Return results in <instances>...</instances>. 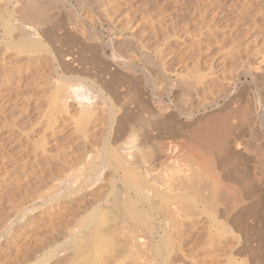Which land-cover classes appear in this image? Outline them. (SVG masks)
Instances as JSON below:
<instances>
[{
	"label": "rangeland",
	"instance_id": "rangeland-1",
	"mask_svg": "<svg viewBox=\"0 0 264 264\" xmlns=\"http://www.w3.org/2000/svg\"><path fill=\"white\" fill-rule=\"evenodd\" d=\"M45 1L41 0V6L45 4L43 6L49 8L44 9L46 17L43 16L38 26L42 33L39 39L44 45L28 47L23 51L21 45L25 39L19 29L15 26L7 35L3 27V20L11 14L12 22L16 24L14 18L19 15L16 9L20 2L0 0V264H61L66 258L64 256L70 254L71 250L67 251L68 240L63 238L68 234L66 229L72 231L83 217L82 208L85 210L91 201L99 198L103 194L100 192L105 189L104 194L107 192L109 188L106 187L111 184L107 180H120L122 176V169L114 173L112 165L100 163L97 170L102 171L92 174L91 183H87L89 185L85 184L77 191L72 189L80 182L79 168L107 140L109 147L116 149L128 165L118 162L124 170L140 163L139 170L133 167L129 171L142 178L147 177L148 183L153 172L152 176L158 177L153 179L162 186L160 188L152 178L150 181H154V185L151 182L149 185L146 180L140 181L142 186L149 188L148 195L153 193V198H158V206L177 202L162 203L166 199L160 198L157 193L159 189L167 190L172 185L168 184L169 181H176L173 180L175 176L179 180L196 178H191L194 190L184 189L191 190L187 191L189 193L202 192L205 197L216 189L217 196L222 192L224 195L233 194L240 202L239 206L232 203L230 209L225 210L222 203L214 201L215 205L212 199H208L209 204L204 198L207 201H203L206 203L204 206L196 198L202 194L199 196L192 192L196 205L187 204L193 209L187 205L184 207V201H179L181 206L177 205L180 210L176 209V203L170 205L178 212L167 207V210L173 211L170 214L167 212L170 218L166 216L171 223L157 214L156 210L161 211V207L154 208L149 227L155 230L152 229L150 240L148 231L144 232L147 234L144 236L142 229L138 228L140 233L135 229L134 232L143 236L137 239L135 232L134 240L128 238L124 229L128 246L133 242L135 245L123 251L127 243L121 238L125 236H121L123 233L117 236L124 244L120 242L121 247L118 245L119 250L116 247L114 252L118 250V255H125L124 252L131 251L127 255L130 258H123L124 263L136 264L143 259L138 264H162L161 257L154 255L161 232L157 225L174 237L178 227L175 229L173 219L178 218L181 219L182 232L185 231L183 236L187 235L185 239L183 237L185 242L179 243L181 250L173 248L169 258L172 264H264L263 152L260 155L264 148V0H50L54 1L51 4ZM217 128L219 131L229 129V137L233 140L229 143L231 149L224 155L220 151L210 152L206 133H202L208 131V134ZM144 129H150L146 131L148 134H144ZM131 134H134L132 141ZM114 137L121 138V142L118 141L120 144ZM236 140L241 146L232 149ZM158 142L171 148L167 149L170 158L164 157L168 153L163 148L160 152L165 155L157 154ZM204 142L208 143L207 150ZM119 145L122 147L117 148ZM179 145L183 149L191 147L202 153L205 150L207 155L205 153L202 157L203 161L194 158V164L189 163L188 159L192 157L191 152L188 153L190 149L184 151ZM125 148H128L127 152ZM138 148L146 154L147 157H143L145 160L154 157L152 160L149 158L151 161L147 160L151 171L147 169L149 172H143L146 171L144 164L148 162L144 160L141 164L143 159L137 162L136 157H132L133 152L137 157L140 155ZM152 152L155 153L152 155ZM185 154L190 157H185ZM156 155H159L158 159ZM181 155L188 159L183 160L185 165L178 170L179 164L173 161L181 163ZM129 158H133V163L128 161ZM156 159L158 162L161 159V163L164 160L166 165ZM112 161L113 165L117 164L115 159ZM168 162L174 163V167L178 164L175 167L177 172L171 167H168L170 170H162L160 166L167 167ZM155 163L158 167H153ZM140 169L144 170L140 172ZM167 170L177 175L173 177L172 174V179ZM144 173L151 175L143 177ZM71 175L73 180L68 178ZM159 178L160 182L167 179L168 183L161 185ZM117 179L115 181H119ZM184 180V184L188 182ZM71 181L72 185L69 184ZM173 184L176 186L179 183ZM179 185L183 187V184ZM55 186L59 187L57 192L54 191ZM154 186H157V192ZM153 187L155 191L151 189ZM178 187L173 186V190H178L175 193H184ZM51 191L58 194L55 197L52 192L55 199L49 196L50 200L47 195ZM81 191L85 193L81 194ZM182 207L189 210V215ZM182 212L187 215L186 221ZM71 215L77 220L75 224H67L74 220ZM188 216L195 218L198 224L194 222L195 226L190 225ZM161 218H165L164 222ZM55 224L59 225L58 228ZM70 229L68 232H71ZM118 238L115 237L116 241ZM52 241L67 246L63 245L62 249H65L62 250ZM174 241L177 242L176 239ZM51 244L53 252L49 249ZM47 249L50 255L57 252L56 256L49 257ZM144 252L151 254L152 259L148 254L143 255ZM134 255L141 258H135V261ZM145 255L148 261L151 259L149 262ZM66 260L63 264L68 262Z\"/></svg>",
	"mask_w": 264,
	"mask_h": 264
},
{
	"label": "bare ground",
	"instance_id": "bare-ground-1",
	"mask_svg": "<svg viewBox=\"0 0 264 264\" xmlns=\"http://www.w3.org/2000/svg\"><path fill=\"white\" fill-rule=\"evenodd\" d=\"M16 1V0H15ZM45 1V0H44ZM48 1H50V0H48ZM17 2H20V5L18 6V9H16L17 10V12H18V14L20 15H18V17H15L14 18V22H15V20H17L16 21V24H14L12 21V14L10 15V16H7V19L5 18L4 20H3V27H4V32H5V34H10L11 33V31L12 30H14L15 28V26H16V28L17 29H19V31H20V35L25 39V43L24 44H22L21 46L23 47H21L22 48V50L23 51H26L25 50V48H27V49H29L28 47H31V48H35V47H43L42 45H44L42 42H41V40L39 39L40 38V34H42L41 32H40V30H39V28H38V26H39V23L41 22V21H43V16L44 17H46V14L44 13V12H46V11H44V9L45 10H47L46 8H45V6H43V5H45L46 3H47V1H45V4H43L42 6H43V9L41 8L42 6H41V0H17ZM16 2V3H17ZM51 3H54V1H50V4ZM48 5V4H47ZM15 6V5H14ZM17 6V5H16ZM15 6V7H16ZM54 7V6H53ZM50 11V10H49ZM9 14H10V12H9ZM8 14V15H9ZM9 17V18H8ZM11 17V18H10ZM45 20V19H44ZM42 23V22H41ZM19 35V36H20ZM22 38V39H23ZM28 38V40L26 41V39ZM14 42V41H13ZM15 45V44H14ZM13 45V46H14ZM26 46V47H24V46ZM10 46V45H9ZM17 48V47H16ZM20 48V47H19ZM18 48V50H20ZM31 48H30V50H31ZM37 49V48H36ZM33 50V49H32ZM34 51H35V49H34ZM19 52V51H18ZM59 83V82H58ZM65 84V83H64ZM72 87V86H71ZM72 89V88H71ZM75 89V88H74ZM76 91V90H75ZM82 96V95H81ZM69 97V96H68ZM262 108H263V106H262ZM105 111V110H104ZM95 112V111H94ZM99 114V113H98ZM102 114V113H101ZM83 116V115H82ZM88 116V115H87ZM81 117V116H80ZM89 117V116H88ZM246 119V118H245ZM87 120V119H86ZM89 122V121H88ZM95 122V121H94ZM118 122V121H117ZM253 122V121H252ZM249 123V122H248ZM247 123V124H248ZM251 123V122H250ZM249 123V124H250ZM214 127V126H213ZM218 127V126H217ZM143 128V127H142ZM145 128V127H144ZM215 128V127H214ZM222 128V127H221ZM115 129V128H114ZM213 129V128H212ZM250 129V128H249ZM119 130V127H118V129L116 130V131H118ZM145 130V129H144ZM150 129H148V131H149ZM211 130V129H210ZM209 130V131H210ZM221 130V129H220ZM251 130V129H250ZM146 131L147 130H145V133L144 134H148V133H146ZM147 131V132H148ZM144 132V131H143ZM208 132V131H207ZM207 132H202V133H206V136H205V139L208 141V143H210V144H208V143H205L204 142V144L206 145V144H208V145H210V149L209 150H211L210 152H215V151H217V152H215V153H218L219 151H220V153H222L223 152V155L227 152V151H229L230 149H231V146L229 145V143H231V142H233V140H231L230 138L231 137H229V129H226V130H224V131H219L218 130V128H217V130H212L210 133H208L207 134ZM134 133V132H133ZM150 133V132H149ZM252 133V132H251ZM135 134V133H134ZM133 134V135H134ZM119 135V134H118ZM133 135L131 134V141H132V137H133ZM257 135V134H256ZM143 136V135H142ZM146 136V135H145ZM204 137V136H203ZM114 138H116V139H118V140H116L117 142L118 141H120L119 139H121L120 137L119 138H117V137H114ZM135 138H136V140H137V136L135 135ZM146 138V137H145ZM256 138V137H255ZM204 138H202V140H203ZM254 139V138H253ZM105 140H107V139H105ZM129 142H130V138L128 137V139H127ZM201 140V141H202ZM113 141V140H112ZM115 141V140H114ZM128 141H126L127 143H128ZM206 141V142H207ZM254 141H256L255 139H254ZM107 142H108V140H107ZM107 142H104V145L102 146V148L101 149H98V150H96V152H94V154L92 155V156H90L88 159H87V161H85V163H84V165H83V167L81 168L80 167V165H79V169H80V171H79V173H78V177H79V179H80V182L78 183V185L77 186H75V188L72 186V189H74L73 191H77V190H80V189H82V187H84V185L85 184H87L88 182H90L91 183V176H92V174L94 173L95 175H96V173L95 172H98V164H100V163H105V164H109V165H112V167L111 168H113L115 171H114V173H116L117 171H119L118 169H122V170H120L121 172H122V176L120 177V180L119 179H117V180H119V181H115L116 179H113V181L111 182V179H109V181L110 182H108V180H107V183H111L110 184V187H106V188H109L108 190H107V192H105V194H104V191H106V189L104 190V191H102V192H100V191H98V190H96V191H98V192H100L99 194H102L99 198H97V199H95V200H93V201H91L92 203H90L89 205H87L86 206V208H85V210H84V208H82L83 209V212L82 213H84L83 214V217L82 218H80V213H78V217L80 218V223L78 222V224H77V222H76V224H77V229H76V227L74 228V227H72V228H74V229H72V231H71V229L70 228H67L66 230H67V233L68 234H66V236H62L63 238H65V239H67L68 240V242H70V243H68L67 242V240H66V242H67V244H68V246H67V244H63L64 246H65V248H66V246H67V251H69V250H71V252H70V254L68 253L67 254V252H66V254H67V256H64V257H66L64 260H66L67 259V257H68V259L66 260V261H68L66 264H77V263H80V264H127V262L126 263H124L123 262V258L125 259L126 257L127 258H130V256L128 257L127 255H129L130 254V252L131 251H128L127 250V253H125L124 252V254L125 255H121L120 253V255H118L117 253H118V250H119V246H120V242H122V240L121 239H123V241H124V239H125V242L127 243V245L126 244H124V242H122L125 246H123V247H125V248H123V251L125 250L126 251V248H128L129 249V246L131 247V245L132 244H134V242L132 243V244H129V246H128V243H129V241L126 239L127 237H126V235L128 236V238L129 237H131V238H133V234L136 232H134V230L135 229H138V228H140V230L142 229L143 230V233L144 232H146V231H148L149 233H150V235H148L149 236V239L148 240H150V237H151V235H152V229H154V228H150L149 227V223H150V221H152L153 220V216H152V211L154 210V208H156L157 207V209H159L158 207H161V211L160 210H156L157 211V214L160 216V217H162V215L164 216V217H166V216H168V214H167V212L170 214V212L172 213L173 211L175 212V210L176 209H178V210H180L179 208H181V207H178L177 208V205L179 206H181V203L179 202V201H181V202H183V206L184 207H186V205H187V207L189 206V208L190 207H192V209L194 208L192 205L190 206V205H188L189 203H194V205H196V199H194L192 196H191V194L194 196V194H199V193H194V191H192L191 193H189V192H187V191H191L195 186V184H194V181H192V179L191 178H193V179H196L194 176L193 177H191V178H187V177H189V175H187V179L186 180H184V182L185 181H188L187 183L185 182V184L183 183V180L182 179H180L182 182L180 183V180L178 179V178H175V177H177V176H175L174 177V174L175 173H173L172 171L170 172V171H168V172H170V174L168 175V176H170L171 175V177H172V174H173V177H174V179H173V177H172V179L175 181V179H176V181H178V182H173V181H171V183H170V181H169V183L168 182H166V181H168L167 179H166V181H164L165 179L164 178H167V177H164L163 178V180L162 181H164V182H166V183H168L169 185L170 184H172L171 186H168V188H167V190H170L169 192L167 191V190H165V191H160V187H162V186H159V185H157V183H156V180L158 179V177H157V179L155 178V177H153L152 175H154V172H153V174L151 175L150 173V175L152 176H150L148 173H147V175H149L148 177H149V183L152 181V180H154V179H156V180H154L155 181V184L159 187L158 189H159V192H157L158 190H157V186L155 187L156 188V192L158 193V195L160 196V198H162V199H166V200H164L163 202L162 201H159L160 203L162 202V203H164L165 201L166 202H169L170 201V203L173 201L174 202V200H177V202L175 201L174 203H176L174 206L176 207V209H175V207L173 208V209H175V210H173L172 209V205L174 204L173 202V204H170V203H168V204H170V205H167V206H165L164 204L163 205H161V206H158V204H157V199H154L153 198V193H152V195H148L147 193H149V188H146V186H142V183L140 182L141 180H146L145 182L146 183H148L147 181H148V179H147V177L146 178H142V176H137L138 174H136V173H133V172H131V171H129L130 169H132L133 167L136 169V167L138 168V167H140V165H138V164H140V163H137V165L135 166V164L133 165V167L132 166H130L131 168L129 169V170H124L123 168H122V165H124L125 163H124V161H122V157H120L121 155H118L117 154V150L116 149H112V148H110L109 147V145H108V143ZM121 142V141H120ZM120 142H118L119 144H120ZM124 142V141H123ZM122 142V144H124ZM125 142V143H126ZM139 142V141H138ZM166 142V141H165ZM203 142V141H202ZM201 142V143H202ZM236 142V144H235V146L232 148V149H237L238 148V146L240 145V142L238 143L237 142V140L235 141ZM112 143H114V142H112ZM132 143V142H131ZM134 143V142H133ZM163 143V142H162ZM186 143V142H185ZM256 143H257V141H256ZM140 144V143H139ZM143 144H144V142H143ZM161 144V143H160ZM159 144V142H158V144L157 145H159V147L157 146V145H155V146H157L158 148V152H157V154H161V152L163 151V149L165 150V151H167V149L168 148H166L167 146L165 145V147H164V145H160ZM164 144V143H163ZM129 145V144H128ZM127 145V146H128ZM132 145H135V144H132ZM153 145V144H152ZM183 145V144H182ZM202 145V144H201ZM121 145H119L117 148H119ZM124 146V145H123ZM126 145H125V147H127ZM136 146V148H137V145H135ZM169 146H171V145H169ZM168 146V147H169ZM173 146V145H172ZM184 146L186 147H188V145H185L184 144ZM241 146V145H240ZM122 147V146H121ZM140 147V146H139ZM177 147H178V145H177ZM179 147H181L180 145H179ZM206 147V150H207V145L205 146ZM136 148H135V151H136ZM156 147H154V149H155ZM163 148V149H162ZM166 148V149H165ZM173 148V147H172ZM175 148H176V146H175ZM182 148V150H184L183 149V147H181ZM180 148V149H181ZM191 147H189V149H190ZM261 148V147H260ZM134 149V148H133ZM145 149V148H144ZM143 148H142V150H144ZM157 149H155V152L157 151ZM169 149H171L170 147H169ZM168 149V150H169ZM180 149H179V151H180ZM189 149H185L184 151H187V150H189ZM192 149H194V148H192ZM192 149H190L189 151H188V153H190L191 152V154H192V157L190 158V159H188L189 157H190V155L188 156V155H186L185 154V157H187L188 156V158H186V159H184L185 157L183 156L184 155V153H183V155H181V156H179V159H180V157H182L181 159H182V162H181V159H180V162L181 163H179L177 160H178V157H175V158H177V162H175V161H173L174 163H178L176 166L178 167L177 169L179 170V167H181V166H183V165H185V164H182L184 161L183 160H190L189 161V163H192V164H194L193 162H194V160L196 159L197 161H199V160H201L202 159V157L203 156H205V150H203V153H202V151L200 152H198V151H194V150H192ZM125 150H126V148H125ZM127 150H128V148H127ZM127 150H126V152H127ZM131 150V148L129 149V151ZM138 150H140L139 148H138ZM177 150V149H176ZM176 150H174V151H176ZM161 151V152H160ZM173 151V150H172ZM257 151V150H256ZM90 152V151H89ZM141 152H142V154H141ZM155 152H152V155H153V153H155ZM197 152V153H196ZM258 152H259V150H258ZM262 152H263V154H264V148L261 150V153H260V155L262 154ZM86 153V152H85ZM135 152H133V154H134ZM167 153H168V151H167ZM176 153H178L177 151H176ZM127 155H128V157H129V154L128 153H126ZM133 154L131 153V155H132V157L133 158H135L136 157V159H137V162H139V161H141V159H143V162L141 161V164L143 163L144 164V160L146 159H144L143 157H145L146 156V154L144 153V151H141L140 150V155L137 157V154L135 155V156H133ZM145 154V155H144ZM171 154V153H170ZM173 154V153H172ZM179 154V153H178ZM130 155V156H131ZM161 155H163V153L161 154ZM160 155V157H162ZM164 155H165V153H164ZM163 155V156H164ZM169 155V153L168 154H166L164 157H169L168 156ZM174 155V154H173ZM206 155H207V153H206ZM221 155V154H220ZM227 155V154H226ZM159 157V155H156L155 157ZM174 156H177V154H175ZM216 156H217V154H216ZM147 157V156H146ZM158 157H157V159H158ZM171 157V156H170ZM169 157V158H170ZM218 157V156H217ZM115 159L117 162V164H115V165H113L112 163H111V161L113 160V159ZM132 158V159H133ZM151 160L152 159H154V157L153 158H151V156L149 157ZM149 158H147V160H149ZM165 158V159H166ZM168 158V159H169ZM175 158H174V160H175ZM195 158V159H194ZM204 158V157H203ZM84 159V158H83ZM130 159V158H129ZM128 159V161L130 162H132V159H130L129 160ZM138 159H139V161H138ZM156 159V161L158 162V160ZM162 159H163V157H162ZM172 160H173V158H171ZM147 160H145L146 162H148ZM151 160H149V161H151ZM160 160L161 159H159V162H160ZM262 160H264V159H262ZM134 161H136V160H134ZM162 161V160H161ZM167 161V160H166ZM165 161V162H166ZM169 161V160H168ZM171 161V160H170ZM192 161V162H191ZM201 161H203V160H201ZM80 162V161H79ZM113 162V161H112ZM118 162H123L122 163V165L121 164H119L118 165ZM145 162V163H146ZM155 162V161H154ZM153 162V163H154ZM156 162V163H157ZM158 162V163H159ZM172 162V161H171ZM261 162V161H260ZM133 163V162H132ZM152 163V162H151ZM155 163V164H156ZM157 163V164H158ZM161 163V162H160ZM174 163H171V164H169V162H168V166L166 167V166H163L162 167V165L161 164H164V160H163V162L161 163V164H159V165H161L160 167L162 168V170H166V169H169L170 170V168H168V167H171V168H174V170H176L175 172H177V169H175V167H174ZM187 164H188V161L186 162ZM78 164V163H77ZM148 164H150L149 162L148 163H146V164H144V166H146V171H143V172H149L147 169H149L150 170V165L148 166ZM154 164V165H155ZM156 164V165H157ZM174 164V165H173ZM181 164V165H180ZM204 164V163H203ZM125 165H127V164H125ZM129 165H130V163H129ZM153 166V165H151V166H153V167H158V165L157 166ZM164 165H166V163L164 164ZM173 167H172V166ZM207 165V164H206ZM73 166V165H72ZM128 166V165H127ZM143 166V165H142ZM143 166V167H144ZM191 166V165H190ZM203 166H205V165H203ZM105 167V166H104ZM148 167V168H147ZM160 167L158 168V169H160ZM164 167H165V169H164ZM206 168H208L207 166H205ZM75 168V167H74ZM142 168V167H141ZM152 168V167H151ZM186 168V167H185ZM185 168H183L182 170H184L185 171ZM102 169H103V167H102ZM112 169V170H113ZM157 169V168H156ZM189 169V168H188ZM68 170H69V168H68ZM97 170V171H96ZM133 170V169H132ZM138 170H139V168H138ZM142 170H144V169H140V172L142 171ZM152 170V169H151ZM150 170V171H151ZM173 170V169H172ZM173 170V171H174ZM181 170V169H180ZM102 171V170H101ZM101 171H99V172H101ZM161 171V170H160ZM78 172V171H77ZM98 172V173H99ZM139 172V171H138ZM142 172V173H143ZM163 172H165V171H163ZM181 172V171H180ZM183 172V171H182ZM186 172V171H185ZM118 173V172H117ZM144 173V174H145ZM152 173V172H151ZM162 173V172H161ZM100 174V173H99ZM121 174V173H120ZM120 174H117V175H120ZM143 174V177L144 176H147L146 174L144 175ZM156 174H158V173H156ZM160 174V173H159ZM167 174V173H166ZM201 174H202V171H201ZM139 175H140V173H139ZM161 175V174H160ZM162 175H163V173H162ZM175 175H177V173L175 174ZM185 175V174H184ZM194 175V174H193ZM70 176V175H69ZM94 176V175H93ZM111 177H113V175H110ZM164 176H165V174H164ZM167 176V175H166ZM199 176V175H198ZM50 177V176H49ZM73 177H75V175L73 176ZM76 177H77V175H76ZM77 177V178H78ZM160 177V176H159ZM163 177V176H162ZM197 177V176H196ZM202 177V176H201ZM55 178V177H54ZM60 178V177H59ZM69 179L70 178H72V175H71V177H68ZM150 178H152V180L150 181ZM154 178V179H153ZM161 178V177H160ZM160 178H159V182L161 181L160 180ZM180 178H182V176H180ZM184 178V177H183ZM198 178V177H197ZM57 179V178H56ZM98 179V178H97ZM168 179H170L169 177H168ZM199 179V178H198ZM197 179V180H198ZM51 180V179H50ZM72 180H73V178H72ZM190 180H191V182H190ZM60 181V180H59ZM74 181H75V178H74ZM78 181V180H77ZM94 181V180H93ZM98 180H96V182H97ZM142 181V182H143ZM154 181L153 182H151L152 183V185H154L153 183H154ZM57 182V181H56ZM118 182H120L119 184H117ZM164 182H160L161 183V185H163L162 183H164ZM191 183V185H190V183ZM252 182V181H251ZM71 183V185H72V181L71 182H69V184ZM73 183H75V182H73ZM106 183V182H105ZM148 183V184H149ZM160 183H158V184H160ZM165 183V184H166ZM173 183H176V184H183V187H178V185H176L175 186V184H173ZM189 183V184H188ZM57 184V183H56ZM93 184V183H92ZM108 184V185H109ZM164 184V185H165ZM50 185V184H49ZM51 185H52V183H51ZM71 185H69V186H71ZM76 185V184H75ZM87 185H89V184H87ZM94 185V184H93ZM144 185V184H143ZM149 185H151V184H149ZM148 185V186H149ZM179 185V186H180ZM198 185V184H197ZM251 185H253V182L251 183ZM57 186V185H56ZM55 186V190L54 191H56L57 189H59V187H56ZM90 186H92V185H90ZM97 186V185H96ZM166 186V185H165ZM173 186L174 187H178V188H181L183 191H184V193H175V192H177L178 190H176L175 188H174V190H176V191H174L172 188H173ZM182 186V185H181ZM101 187V186H100ZM154 187L153 188H151L153 191H155V189H154ZM193 187V188H192ZM70 188V190H72L71 189V187H69ZM89 188V187H88ZM91 188V187H90ZM102 188H104V187H102ZM165 188V187H164ZM170 188V189H169ZM192 188V189H191ZM199 188V187H198ZM198 188L196 187L195 189H197L198 190ZM150 189V190H151ZM181 189H179V190H181ZM186 189H191V190H187V191H185ZM67 190V189H66ZM101 190V189H100ZM146 190H148L147 192H146ZM194 190V189H193ZM216 189H214V191H212L211 193V198H210V196H206V194H205V197H203V193L201 192L200 194H202V196H200V194H199V196L200 197H202V198H200V197H196L199 201H202V204L205 206L206 205V203L204 204L203 203V201H206V200H213V201H211V202H213L214 203V201L216 202V204H217V202L219 203H222L223 205H224V209L225 210H227L228 208L230 209V205H233V204H235L234 206H239V204H238V202H237V199H238V196H236V195H228V194H226V195H228L229 197H227L226 195H224L225 193H218V196H217V192L215 191ZM49 191V190H48ZM54 191H51V194H49V195H47V197H49V196H51V198H52V196L57 192H54ZM86 191V190H85ZM94 191V190H93ZM167 191V192H166ZM199 191V190H198ZM198 191H196V192H198ZM220 191H222V190H220ZM52 192H54V194L52 193ZM67 192H69L68 190H67ZM84 191H81V194L83 193ZM152 192V191H151ZM150 192V193H151ZM172 192V193H171ZM224 192H226V191H224ZM47 193V192H46ZM50 193V192H49ZM58 193H59V190H58ZM57 193V194H58ZM71 193V192H70ZM85 193V192H84ZM156 193V194H157ZM228 193V192H227ZM57 194H55V197L57 196ZM65 194V193H64ZM73 194V193H72ZM79 194V193H78ZM95 194V193H94ZM98 194V195H99ZM223 195V197L222 196H219V195ZM61 195V194H60ZM63 195V194H62ZM80 195V194H79ZM97 195V194H96ZM64 196V195H63ZM62 196V197H63ZM89 196V195H88ZM91 196H93V195H91ZM44 197V196H43ZM47 197H45V198H47ZM79 197V196H78ZM221 197V198H220ZM51 198L49 197V199L51 200ZM53 198H54V196H53ZM61 198V197H60ZM80 198V197H79ZM87 198V197H86ZM96 198V197H95ZM156 198V197H155ZM206 200H205V199ZM55 199V198H54ZM62 199V198H61ZM69 199V198H68ZM81 199H83V198H81ZM94 199V198H93ZM219 199H220V201H219ZM47 200H48V198H47ZM50 200H48V201H50ZM70 200V199H69ZM73 200V199H72ZM88 200V199H87ZM91 200V199H90ZM208 200V201H209ZM79 201V200H78ZM83 201V200H82ZM240 201H241V198H240ZM68 202V201H67ZM74 202V201H73ZM180 203V204H177V203ZM207 202V201H206ZM55 203H56V200H55ZM66 203V202H65ZM70 203L71 204H73L71 201H70ZM79 203H81V202H79ZM78 203V205H80ZM188 203V204H187ZM209 204H210V201L208 202ZM233 203V204H232ZM240 203V202H239ZM167 204V203H166ZM215 204V203H214ZM213 204V205H214ZM215 204V205H216ZM237 204V205H236ZM53 205V204H52ZM57 205V204H56ZM59 205V204H58ZM70 205V204H69ZM81 205H83V204H81ZM86 205V204H85ZM68 206V205H67ZM66 206V207H67ZM74 206H76V204L74 205ZM168 206H170L171 208L170 209H172L171 211L170 210H167V207ZM209 206V205H208ZM211 206V205H210ZM233 206V207H234ZM79 207V206H78ZM235 207V208H236ZM72 208V207H71ZM70 208V209H71ZM77 207H75V209H76ZM232 208V207H231ZM235 208H233V209H235ZM73 209H74V207H73ZM80 209V208H79ZM168 209H169V207H168ZM182 209H183V207H182ZM181 209V210H182ZM185 210H186V208H184ZM183 209V210H184ZM188 209V208H187ZM65 210V209H64ZM163 210V211H162ZM167 210V211H166ZM182 210V211H183ZM184 210V211H185ZM73 211V210H72ZM76 211V210H75ZM177 211V210H176ZM183 211V212H184ZM189 211V210H188ZM187 210L184 212L185 214H186V212H188ZM230 211V210H229ZM74 212V211H73ZM80 212V211H79ZM178 212V211H177ZM182 212V213H183ZM190 212H191V209H190ZM239 212V211H238ZM237 212V213H238ZM57 213V212H56ZM60 213V212H59ZM81 213V214H82ZM183 213V214H184ZM216 213V212H215ZM215 213L213 214V217H214V215H215ZM230 213V212H229ZM156 213L154 214V216H156L157 215ZM166 214V215H165ZM176 214V213H175ZM185 214L184 215H182V217L185 219V221H186V217H187V215H189V212L187 213V215L185 216ZM225 214H227V212L225 213ZM157 215V216H158ZM194 214H192V216H193ZM217 215V214H216ZM219 215H222V214H219ZM218 215V216H219ZM72 217H73V215H71ZM156 216V217H157ZM171 216L174 218V216L171 214ZM177 217H178V215H176ZM175 216V217H176ZM179 216H180V214H179ZM200 216V215H199ZM225 216V215H224ZM223 215H222V217H224ZM228 216V215H227ZM171 217V218H172ZM190 217H191V215H190ZM194 217V216H193ZM216 217V216H215ZM226 217V216H225ZM224 217V218H225ZM167 218V217H166ZM168 218H170V215L168 216ZM167 218V219H168ZM188 218H189V216H188ZM198 218V217H197ZM73 221H69V223H67V224H70V223H72L73 224V222H74V224H75V220H76V218H74L73 217ZM165 218H163V220H164ZM195 219V218H194ZM194 219L193 218H189V222H188V219H187V222L190 224V225H194L195 226V224L197 223V221H194ZM64 220V219H63ZM69 220V219H68ZM71 220V219H70ZM159 220V219H158ZM160 220H162V218L160 219ZM162 220V221H163ZM172 220V219H171ZM175 222H174V221ZM172 221L175 223H173L175 226V229H177V227H178V229H177V231H175L174 233H175V238L173 237V236H171V233L170 232H168V230H165V229H161V227L162 226H160V227H158V225H157V228H160V230H161V232H162V230H163V234L160 232V240H159V242H158V244L156 245V247H155V253H154V255L155 256H159V258L162 260V262H161V260H160V262L162 263V264H170L171 262H169V258H170V255H171V253H172V251H173V248L174 247H177L179 250H181L179 247H181V246H179V243L182 241H184L183 240V237H184V239H185V236L187 235H185V236H183L184 234H185V231H183L184 232V234H182L183 232H182V229L180 228V226H182L181 225V222H180V220L181 219H178V218H174ZM66 221V220H65ZM77 221V220H76ZM114 221V222H113ZM129 221H131V222H129ZM155 221V220H154ZM167 220H165V222H166ZM170 221V219H168V222ZM228 221V220H227ZM68 222V221H67ZM111 222H113L112 223V225L110 224ZM125 222V223H124ZM164 222V221H163ZM168 222H166L167 224H168ZM194 222H195V224H194ZM198 222H199V220H198ZM123 223L125 224V225H123ZM170 223H171V221H170ZM51 224V223H50ZM58 224V223H57ZM158 224H159V222H158ZM164 224V223H163ZM167 224L165 225V226H167ZM188 224V225H189ZM198 224V223H197ZM56 225V224H55ZM62 225V224H61ZM111 225V226H110ZM123 225V226H122ZM184 225V224H183ZM190 225H189V228H190ZM54 226V225H53ZM57 227L56 228H58V226L59 225H56ZM68 227H69V225H67ZM66 226V227H67ZM150 226H152V225H150ZM153 226H155V225H153ZM197 226V225H196ZM118 227H121L122 228V230L120 231L119 230V228ZM172 227V226H171ZM63 228V227H62ZM65 228V227H64ZM63 228V229H64ZM120 228V229H121ZM185 228H186V226H185ZM189 228H187L188 230H190ZM196 228V227H195ZM68 229H70V231L71 232H68ZM124 229H126V235H124ZM172 229V228H171ZM186 229V230H187ZM194 229V228H193ZM59 230V229H58ZM61 230V229H60ZM118 232H117V231ZM140 230L138 229V231H139V233H140ZM155 230V229H154ZM157 230V229H156ZM192 230V229H191ZM198 230V229H197ZM53 231V230H52ZM64 231H65V229H64ZM54 232V231H53ZM56 232V231H55ZM116 232L118 233V235L116 234ZM142 232V231H141ZM116 234V238H118V237H120L119 236V233H123L121 236H125L124 238L122 237L121 239H119L118 241H116V239H115V237H114V235ZM143 233H141V234H143ZM148 233V234H149ZM170 233V234H169ZM173 233V232H172ZM190 233V232H189ZM192 233V232H191ZM136 234H138V232H136ZM145 234L146 233H144V236H145ZM147 235V234H146ZM182 235V236H181ZM191 235V234H190ZM118 236V237H117ZM135 237H136V235H134ZM139 236H143V235H140V234H138V236H137V239H138V237ZM148 236H147V238H148ZM133 238L134 240L136 239V238ZM191 237V236H190ZM190 237H187V238H190ZM224 237V236H223ZM62 238V239H63ZM130 238V239H131ZM172 238H174V239H176L177 240V242L176 241H174V239H172ZM228 238V237H227ZM129 239V240H130ZM132 239V240H133ZM141 239H142V237H141ZM215 239V238H214ZM218 239H219V237H218ZM221 239V238H220ZM54 240H56V239H54ZM128 242H127V241ZM192 240V239H191ZM194 240V239H193ZM224 240H225V238H224ZM58 241H59V239H58ZM222 241V240H221ZM55 242V241H54ZM60 242V241H59ZM58 242V243H59ZM63 242V241H62ZM65 242V241H64ZM63 242V243H64ZM119 242V243H118ZM138 242V241H137ZM181 242V243H182ZM185 242V241H184ZM220 242V241H219ZM52 243H53V241H52ZM56 243V242H55ZM54 244V245H58L59 246V248L61 247V249H62V246L63 245H61V244ZM188 243V242H187ZM155 244V243H154ZM193 244V243H192ZM52 245V244H51ZM61 245V246H60ZM117 245V246H116ZM119 245V246H118ZM122 245V244H121ZM135 245V244H134ZM180 245H182V244H180ZM189 245H190V243H189ZM189 245H187V247L189 246ZM137 246V245H136ZM151 246V245H150ZM153 246V245H152ZM179 246V247H178ZM116 247H118L117 249V252L115 253L114 251H116V250H114V248L116 249ZM121 247V246H120ZM134 247V246H133ZM146 247V246H145ZM182 247H183V245H182ZM184 247H186V246H184ZM51 248H54L53 247V245H52V247L51 246H49V249L51 250ZM56 248H57V246H56ZM58 248V249H59ZM65 248H63V249H65ZM122 248H120V251L122 252ZM149 248V247H148ZM147 248V249H148ZM150 248H152V247H150ZM189 248H190V246H189ZM236 248V247H235ZM49 249H47V252H48V254H49ZM62 249V250H63ZM131 249V248H130ZM129 249V250H130ZM137 249H139V248H137ZM142 249H144L143 247H142ZM175 249V248H174ZM183 249H186V248H183ZM237 249V248H236ZM53 250L54 249H52L50 252H53ZM57 250V249H56ZM133 250V249H132ZM136 250V249H135ZM149 250H151V249H149ZM188 250H190V249H188ZM224 250V249H223ZM140 251V250H139ZM142 251V250H141ZM145 251V250H144ZM186 251V250H185ZM229 251V250H228ZM46 252V251H45ZM47 252H46V254H47ZM60 252V251H59ZM114 252V253H113ZM137 252H138V250H137ZM152 252H153V250H152ZM189 252H192L191 250L189 251ZM234 252H235V250H234ZM241 252V251H240ZM57 253V252H56ZM56 253L54 254V253H52V254H54L55 256H56ZM65 253V252H64ZM123 253V252H122ZM136 253V252H135ZM174 254H175V252H173ZM226 253H227V251H226ZM44 254V253H43ZM42 254V255H43ZM144 254H148V252L146 253V252H144L143 253V255ZM180 254V253H179ZM178 254V255H179ZM192 254V253H191ZM54 255H48L49 257L51 256L52 258H53V256ZM58 255V254H57ZM132 255V254H131ZM139 254H137V256H138ZM149 255V254H148ZM151 255V254H150ZM149 255V256H150ZM47 256V257H48ZM61 256V255H60ZM136 255H134V260L136 261V259H138V258H136L135 257ZM148 256V257H149ZM154 256V257H155ZM180 256V255H179ZM189 256V255H188ZM44 257V256H43ZM63 257V256H62ZM151 257V256H150ZM190 257H192V256H190ZM57 258V257H56ZM136 258V259H135ZM141 258V257H140ZM143 258V257H142ZM172 258H174V257H172ZM39 259V258H38ZM41 259H43L44 260V258H41ZM39 260V261H43V260ZM55 259V258H54ZM145 259H147L146 258V255H145ZM151 259H152V257H151ZM150 259V260H151ZM178 259V258H177ZM60 260H62V259H60ZM63 260V261H64ZM141 260H143V259H141ZM141 260L140 261H138V262H141ZM149 260V261H150ZM173 260V259H172ZM179 260V259H178ZM47 261V260H46ZM55 261V260H54ZM63 261L61 262V261H59V262H61V264H63ZM65 261V262H66ZM120 261H122V262H120ZM130 261H131V259H130ZM147 261H148V259H147ZM146 261V262H147ZM148 261V262H149ZM158 261V260H157ZM170 261H171V259H170ZM177 261V260H176ZM56 262V261H55ZM58 262V261H57ZM56 262V263H57ZM64 262V263H65ZM132 262H134L133 261V259H132ZM138 262H136V264H138ZM173 262V261H172ZM40 263V262H39ZM42 263V262H41ZM129 264H130V262H128ZM135 263V262H134ZM134 263H132V264H134ZM142 263V262H141ZM172 264V263H171Z\"/></svg>",
	"mask_w": 264,
	"mask_h": 264
}]
</instances>
